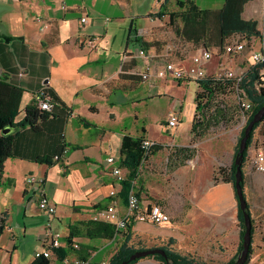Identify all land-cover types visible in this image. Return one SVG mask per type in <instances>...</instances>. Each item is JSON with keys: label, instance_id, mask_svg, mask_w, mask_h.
<instances>
[{"label": "crops", "instance_id": "obj_1", "mask_svg": "<svg viewBox=\"0 0 264 264\" xmlns=\"http://www.w3.org/2000/svg\"><path fill=\"white\" fill-rule=\"evenodd\" d=\"M193 1L201 8H219L224 3ZM177 10V0H0V79L23 89L16 121L24 117L25 107L43 83H48L58 104L53 115L41 121L39 130L25 126L13 131V155L4 163L5 183L0 188V213L6 214L0 264H30L34 252L45 246L48 223L80 245L76 250L62 246L50 264H66L76 256L91 264L109 263L120 250L155 247L200 264H227L233 259L241 235L238 199L231 181L214 182V161L204 153L193 166L175 168L171 174L179 191L157 185L154 178L162 167V151L171 148L172 141L186 145L193 136L195 96L188 108L182 104L180 124L169 130L168 113L158 122L153 106L162 89L169 87L167 81H143L127 71L131 65H142L139 57H133L135 50H153L176 35L166 13ZM159 11L165 14L154 15ZM83 14L89 15L87 23L80 20ZM263 14L260 0L245 4L243 16L258 19L260 29ZM89 37L96 38V47L88 45ZM176 99H171V109L177 107ZM185 121L187 133L182 130ZM153 122L157 131L151 128ZM125 135H143L163 145L149 158L152 175L142 172L138 192L143 207L159 202L171 220L162 224L134 221L127 231L104 234L97 224L102 221L93 220L92 214L112 198L120 215L127 206L123 181L111 174L106 161L114 155L120 164ZM64 142L67 151L56 161L53 157ZM254 142L255 137L250 150ZM222 146L210 143L206 150ZM48 156L53 163L37 160ZM121 167L127 175L128 168ZM29 174L46 178L47 196L57 206L55 215L40 210L32 198V187L26 184ZM112 190L116 191L113 197L109 196ZM263 246L264 235L257 238L254 229L251 258L255 256L259 264L264 260ZM133 264L164 262L148 255Z\"/></svg>", "mask_w": 264, "mask_h": 264}, {"label": "built area", "instance_id": "obj_2", "mask_svg": "<svg viewBox=\"0 0 264 264\" xmlns=\"http://www.w3.org/2000/svg\"><path fill=\"white\" fill-rule=\"evenodd\" d=\"M82 23L89 21V15L83 14L80 17ZM88 45L96 47V38L89 37ZM133 57L142 60L141 67L131 65L128 72L143 81L159 79L161 81L173 80L178 85H189L195 83L194 96L198 93L195 101V111L193 119L203 120L216 113L219 107L236 106L239 111V118L243 121V127L247 123L254 107V102L250 98L243 80L253 67L262 65L256 72L254 80L255 92L264 95V29L260 35H247L242 32H233L220 46H209L204 43L196 44L187 41L179 36L165 40L162 45L153 50L140 48L133 52ZM245 64L244 69H240V64ZM206 78H212L208 87L201 83ZM216 81H221V87L216 86ZM34 102L43 111L53 113V109L58 105L51 94L48 83L42 86L34 94ZM182 101H178L177 107L171 109L167 115L166 127L175 130L180 124V113ZM264 123V119L261 121ZM156 141L150 137L144 138L142 147L144 158L139 166L137 177L132 180L131 188L127 194V206L123 215L117 207L115 199L98 208L93 214L95 221L107 222L113 225L115 234L127 231L129 225L134 221H145L154 224H162L171 220L170 213L158 202H152L143 207L138 192V178L142 175V167L149 160L150 152ZM65 147L63 152H66ZM60 157L54 155L53 159ZM109 171L119 181L126 179L121 165L114 155L106 158ZM251 166L257 171H264V150L259 148L251 156ZM46 178L36 174H29L26 177L27 187L32 189V198L37 202L40 210L45 211L50 216L55 215L57 206L47 196L45 188ZM116 191L110 192L111 197ZM45 246L34 252L35 257L44 256L51 260L53 254L62 246H70L74 250L80 248L78 242L68 239L64 234L52 228L48 223L44 234ZM66 264H91V261L79 256L70 258ZM98 264H109L101 261ZM261 264H264V260Z\"/></svg>", "mask_w": 264, "mask_h": 264}, {"label": "trees", "instance_id": "obj_3", "mask_svg": "<svg viewBox=\"0 0 264 264\" xmlns=\"http://www.w3.org/2000/svg\"><path fill=\"white\" fill-rule=\"evenodd\" d=\"M250 0H224V3L219 8H201L193 0H177L179 10L171 11L166 13L169 15V22L173 25L176 36H179L187 41H192L196 44L204 43L209 46H220L227 39V37L233 32H242L247 35H260L261 29L259 28L258 19H247L243 16V11L245 4ZM165 14L163 11H159L154 14L158 17H162ZM181 21V26L177 25V21ZM140 40V39H139ZM142 40V39H141ZM140 40V41H141ZM162 41L158 46L162 45ZM144 41L142 42V44ZM145 46V44H144ZM262 65L253 67L251 71L248 72L246 77L243 80V84L246 86L250 98L254 102V107L251 115L248 118L247 123L253 118V115L264 105V95L255 92L254 89V80L256 77V72L258 68ZM212 81V78H206L201 81L203 85L208 87ZM216 86L221 87V81H216ZM23 96V89L19 86L11 84L4 79H0V188L5 183L3 180L4 173V163L6 159L13 155V140L14 133L13 131L19 127L30 126L34 130H39L41 121L45 120L53 113H48L41 110L36 103L33 101L28 104L24 109V117L21 120L16 121L17 115L20 113V104ZM199 94L195 96V101H197ZM230 114L233 115L234 112L236 115L239 114L238 108L236 106L230 107H219L216 110V113L210 115L209 117L204 118L203 120L193 119L191 132L193 135L196 133L200 134L203 132L204 127L207 122L219 120L220 118H227ZM230 118V117H229ZM264 119V117H263ZM262 119V120H263ZM246 123V124H247ZM244 127L241 130L240 137L235 146L234 158L239 148V140L244 134ZM260 122L256 123L251 131V135L247 141V147L244 151V161L248 155V148L252 142L255 129L259 126ZM5 128H13L14 130L9 133H4ZM146 138L143 135L132 136L125 135L121 145V155H120V164L128 168L129 172L126 175V179L123 180V185L126 193V197L129 189L132 185V180L137 177L139 166L144 158V149L142 147V142ZM66 143H62L58 148L55 155L61 156ZM163 145L155 143L149 156L155 154ZM190 150L189 147L176 148V153L179 154L181 150L184 149ZM187 158H190V154L185 155V157H180L179 163H175L172 168H177L180 165L185 164ZM60 159V158H59ZM58 159V160H59ZM173 157H170V161ZM39 162L53 163L52 157H38ZM56 160V161H58ZM236 164L234 159L230 166L229 171L225 168H220L219 173L222 175V180L231 181L234 185L235 181V172ZM243 168V164H242ZM174 170V169H173ZM244 176V171H243ZM142 180L141 176L138 178V183L140 187V181ZM142 182V181H141ZM243 187L245 186V179L242 181ZM235 189V185H234ZM236 192V190H235ZM237 196V195H236ZM159 203V202H158ZM249 205V203H248ZM250 209V206H249ZM251 213V212H250ZM238 217L239 223L241 226V235L238 251L231 261L227 264H234L235 259L242 248L243 235L245 232L244 217L242 210L238 207ZM252 217V216H251ZM6 214L0 213V234L2 233L5 226ZM253 223V217H252ZM100 226L104 228V234H114L115 230L112 224L107 222H98ZM131 225H129V228ZM128 228V229H129ZM253 233H254V224L252 226V241L250 245V251L248 259L245 264L251 259L253 252L252 242H253ZM60 249V248H59ZM59 249H57L59 251ZM136 249L126 248L118 251L110 260L109 264H117L124 260H128L127 264H133L137 259L129 260L131 254L136 252ZM155 258L167 264H200L195 259L191 257L183 256L179 253L173 251H166V257L160 253L154 255ZM30 264H50V260L44 256L35 257V259Z\"/></svg>", "mask_w": 264, "mask_h": 264}, {"label": "rangeland", "instance_id": "obj_4", "mask_svg": "<svg viewBox=\"0 0 264 264\" xmlns=\"http://www.w3.org/2000/svg\"><path fill=\"white\" fill-rule=\"evenodd\" d=\"M204 1L206 2V0ZM204 1L200 0V3L204 4ZM260 1L261 4L264 3V0ZM262 28L264 29V14L263 17H261V29ZM239 66L240 69H244L246 67V65L242 63ZM167 83L169 84V87L167 86L165 89H162L161 98H159L157 102L153 103L154 113H156L157 118H159L158 122H162L161 120L165 118L166 114L169 113L168 111L171 110V102L173 99L177 98L176 101H182L184 109L194 104V82L190 83L189 88H185L183 85H178L177 82L173 80H168ZM230 113L231 112H229L230 118H220L219 120H210V122H207L203 132L200 134L196 133V135L191 136V138L187 140L186 145H183L182 142H178V144H176V142L172 141L171 148L163 150L159 157L162 167L160 173L154 175V178H157L159 181L157 185L160 186L161 184H164L166 187L169 186L171 191H179L180 186L178 185L176 178L171 174L173 169H175L172 168V166L181 161L180 157L183 158L188 154H190V158H187L185 164L191 166L196 163L200 155L204 153L207 154V156H209V158L215 163L216 173L214 174V182L221 180L222 175L219 173L220 168H225L229 171L234 159L235 146L243 128V121L240 120L239 116L236 115L235 112L233 115ZM153 121L155 122L156 119H153ZM154 122L152 123L151 128L152 130L157 131V126ZM188 126V121H185L182 128L183 132H188ZM160 133L166 137H173L164 131H161ZM253 137H255L254 146L251 150L248 148V155L246 157V161L243 163L245 179L244 191L250 206L251 216L253 217L254 229L257 233V238H259L260 234L264 235V171L255 170L251 166L250 159L259 148L264 150L263 122H260L259 126L255 129ZM210 143H223V146L216 150H206L207 145ZM183 147H189L190 150L185 148L184 150H181L179 154H175L176 148ZM170 157H173L171 161ZM146 164V166L144 165L142 167L141 171L149 174L151 165H149V161L146 162ZM201 172L204 173V171ZM248 264H259V261L255 256H253Z\"/></svg>", "mask_w": 264, "mask_h": 264}, {"label": "water", "instance_id": "obj_5", "mask_svg": "<svg viewBox=\"0 0 264 264\" xmlns=\"http://www.w3.org/2000/svg\"><path fill=\"white\" fill-rule=\"evenodd\" d=\"M263 117H264V105L253 115V118L246 124L244 128V134L239 140V148L234 158V162L237 166L235 172L234 185L238 199V206L242 210L244 217V225H245L242 248L236 257L234 264H245V262L248 259L250 245L252 241L253 223L248 205V200L246 198V194L242 184V181L244 179L242 164L244 161V151L247 147V141L251 135V131L253 130V127L256 123L262 121ZM13 130H14L13 128H5L3 132L9 133L12 132ZM157 253H160L166 257V250L164 248L155 247V248L137 250L136 252L130 255L129 260H134L148 255H155ZM127 262L128 260H124L117 264H127ZM167 264H171V263L167 262Z\"/></svg>", "mask_w": 264, "mask_h": 264}]
</instances>
